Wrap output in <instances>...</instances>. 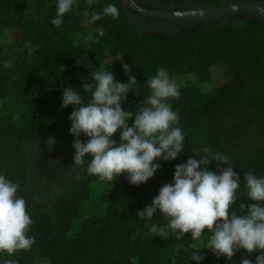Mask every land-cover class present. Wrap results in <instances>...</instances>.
I'll return each mask as SVG.
<instances>
[{
	"label": "trees",
	"instance_id": "16d2710c",
	"mask_svg": "<svg viewBox=\"0 0 264 264\" xmlns=\"http://www.w3.org/2000/svg\"><path fill=\"white\" fill-rule=\"evenodd\" d=\"M160 1L165 5L174 3L184 7L232 1L264 2ZM108 3L116 4L118 17L102 14L93 22V11L102 13ZM28 5L36 9V14L25 21V30L31 42L30 50L18 61L12 73L0 77V96L5 95L4 80H10L18 87L13 100L15 111L0 109V173L20 185L17 194L26 199L27 210L33 220L27 234L36 239L30 249L17 250L11 256L6 251H0V260L14 259L18 264H196L195 261L190 262L193 243L190 232L180 238L172 232H153V224L163 226L168 219L159 211L153 220L141 219L136 215L138 210L144 209V203L151 204L161 186L173 181L174 168L164 178L157 176L162 182L156 184L151 181L154 176L136 185L129 182L126 173L122 174L117 178L118 185L111 192L106 214L84 220L81 227L74 230L72 222L79 213L81 201L89 193L88 183L97 177L86 171L91 156H86L82 164L85 180H81L78 189L74 184L75 188L70 185L69 192L56 202L52 210H47L35 198L30 187L31 174L25 143L39 136L57 134L59 129L73 136L69 131V116L74 106L61 107L62 100L54 98V111L43 108V103L54 97L60 88L56 74L59 66L82 75L84 83L85 80H91L93 64L98 61L109 62L116 79L127 82L129 73L123 64L127 63L131 67V74L136 76L133 64H143L149 60V71L141 77L136 76V103L123 104V107L133 111L141 107L144 99L151 94L148 79L156 74L159 67L167 68L171 78L180 85V95L171 100L172 108L179 111V122L187 121V124L195 127L193 134L185 140V149L178 157L177 164L186 162L189 157L199 159V156L207 155L203 151L205 148L213 153L216 143L210 132L212 119L209 113L218 99L213 98L205 103L203 94L192 80H210L214 69L220 66L227 69L228 77L218 85L219 92L230 94L239 89L237 63L233 61L241 55L240 37L231 25L236 19L226 23L215 20L209 25L201 22L192 27L185 26L179 33L169 36L150 30L140 33L127 13L128 5L125 6L122 0H75L70 10L73 14L71 19L64 14L59 27L51 23L56 15V0H0V14L12 13L10 24L13 25L19 21L17 17ZM241 20L249 30L264 32V17L254 15ZM87 28L92 30L93 36L99 35L97 29L102 30L104 35L98 40L87 39L85 44H77L71 39L72 32ZM81 96L85 100L89 99L85 90ZM203 118L208 122V131L200 130L197 125ZM80 138L88 139L83 134ZM114 138L119 140V132L114 134ZM211 165L212 162L210 168ZM257 176H264V164ZM240 179L234 205L236 210H239V203L252 202L247 196L245 178ZM208 231L205 229L202 243L197 248L205 255L200 264H235L244 256H256L255 251L248 253L246 249L238 251L232 260L216 256L211 250L204 249L209 239Z\"/></svg>",
	"mask_w": 264,
	"mask_h": 264
},
{
	"label": "clouds",
	"instance_id": "9594fccd",
	"mask_svg": "<svg viewBox=\"0 0 264 264\" xmlns=\"http://www.w3.org/2000/svg\"><path fill=\"white\" fill-rule=\"evenodd\" d=\"M74 3L75 0H56V15L51 23L59 27ZM102 14L116 18L119 9L116 4L108 3L102 13L93 11L92 21ZM96 31L98 36L89 34L87 39L98 40L104 35L102 30ZM3 64L12 67L11 60ZM123 67L129 73L127 82L117 80L111 69H94L91 80H85L82 85L88 94L87 100L78 90L65 86L61 107L74 106L69 116V131L74 136L75 166L82 165L90 155L88 174L113 182L126 173L130 183L139 185L162 167L160 159L174 160L184 152L185 133L179 124L180 114L169 103V98L180 95V85L171 78L167 68L159 67L147 81L151 94L141 107L129 111L123 107V102L137 80L127 63ZM59 71H63V66H59ZM117 132L119 140L114 138ZM82 134L88 139L82 140ZM55 142L54 137L49 138L50 145ZM203 151L207 155L199 159L189 157L186 162L177 164L173 181L161 186L151 204L138 210L136 215L153 220L159 211L168 222L163 226L153 224L151 231L172 232L177 238L190 232L192 240H196L208 229L209 239L204 249L229 260L241 249L248 253L261 250L254 261L244 256L240 264H264V176L252 171L245 174L247 196L252 202H241L236 210V191L241 184L239 173L226 155L212 153L207 148ZM213 160L227 166L219 172L212 170L209 165ZM19 188L18 183L0 173V251L10 256L17 250L30 249L36 239L27 234L33 220L26 199L17 194ZM204 258L203 251L193 249L190 262L200 264ZM0 264H18V261L4 259Z\"/></svg>",
	"mask_w": 264,
	"mask_h": 264
},
{
	"label": "rangeland",
	"instance_id": "374dc122",
	"mask_svg": "<svg viewBox=\"0 0 264 264\" xmlns=\"http://www.w3.org/2000/svg\"><path fill=\"white\" fill-rule=\"evenodd\" d=\"M36 14L33 6H26L23 13L17 17L19 21L10 24L12 13L0 14V77L12 73L18 61L28 54L30 50V39L25 30V21ZM72 12L69 11L65 17L71 19ZM240 16L231 22L232 27L239 33L241 55L233 63H237L238 76L240 78V87L236 92L230 94H221L218 85L227 77V69L217 66L214 69L210 80L193 79V83L203 94L205 103L213 98L218 99L209 113L212 121L210 132L216 145L213 153L220 152L229 158V163L233 164V169L239 173L240 177L245 178V174L249 171L256 175L260 173L264 164V32L252 31L246 28ZM229 20V21H230ZM140 33L149 30L147 28L137 27ZM150 28V27H149ZM159 29V28H155ZM161 31V29H159ZM163 31V30H162ZM164 32V31H163ZM92 30L87 28L81 31H74L70 34L71 39L77 44H85L87 37ZM168 34L169 33H165ZM11 60L12 67H5L3 61ZM94 69L100 70L102 67L106 70H112L109 62L98 61L92 65ZM134 73L137 77L145 75L151 68V62L148 60L143 64H133ZM60 80V88L57 94L51 99H47L43 103L44 110L50 108L55 109L54 98L62 100L63 88L71 86L78 90L82 95L84 90L83 77L78 73L70 72L67 68L63 71L56 72ZM137 80V78H136ZM5 87V95L0 96V109L5 111H15V103L13 102L18 87L10 80L3 81ZM183 86L186 83H181ZM137 82L132 85V89L123 104H135V89ZM169 103L173 98H169ZM125 108V107H124ZM133 111L132 109L125 108ZM130 122V121H129ZM197 124L200 130L208 131V122L205 118ZM188 122H179L185 133V140L195 131V127L187 124ZM55 138V144H49V138ZM74 137L68 135L66 131L58 130L57 134L49 137L39 136L25 143L28 153V166L31 174L30 187L35 193V198L40 200L47 210H52L57 201L69 192L68 187L72 185L78 189L81 180H85V170L82 165L75 166V148L73 147ZM162 165L152 178V182L156 184L158 177L164 178L178 163V158L170 161H159ZM219 165V167H217ZM227 164H221L213 160L211 168L219 172L220 168L226 167ZM156 181H153V180ZM118 179L112 181L102 180L98 176L88 183L89 193L80 203L78 215L73 219V229L77 230L81 227L84 220L102 217L106 214L110 195L113 189L118 185ZM74 184V186H73ZM121 189V187H120ZM32 191V192H33ZM150 203H144V206ZM202 237L193 240L191 251L200 247ZM261 250L254 253L259 254ZM254 256V257H256ZM253 256L248 257L253 261ZM235 264H240V260Z\"/></svg>",
	"mask_w": 264,
	"mask_h": 264
},
{
	"label": "water",
	"instance_id": "95a60500",
	"mask_svg": "<svg viewBox=\"0 0 264 264\" xmlns=\"http://www.w3.org/2000/svg\"><path fill=\"white\" fill-rule=\"evenodd\" d=\"M125 6L156 18H177L179 20L187 21V25L192 27L196 23L205 22L207 25L211 24L213 20L226 23L231 18L248 17L252 15L264 17V3L260 1H243V2H223L221 4L195 6L186 9H169V10H152L140 6L135 0H122ZM180 6L174 4L172 7ZM177 31L176 33L180 32ZM168 35V34H167ZM170 36V34H169Z\"/></svg>",
	"mask_w": 264,
	"mask_h": 264
},
{
	"label": "flooded vegetation",
	"instance_id": "af4514ba",
	"mask_svg": "<svg viewBox=\"0 0 264 264\" xmlns=\"http://www.w3.org/2000/svg\"><path fill=\"white\" fill-rule=\"evenodd\" d=\"M135 1L140 6H143L145 8L152 9V10H169V9L179 10V9H186L188 7L189 8L195 7V6H185L184 7V5H181V4H180V6L172 7V5H174V3H172L170 5H165L160 0H135ZM262 3H264V2H262ZM127 13L129 15V17L131 18V21L134 22L137 27L147 28L150 31H155V32H159V33L164 31L163 32L164 34L169 33L170 35H174V34H177L176 33L177 31L182 30L185 26H188L187 21L179 20L177 18L170 19V18H156V17H152V16H147V15H144V14L132 9L131 7H129V10L127 9ZM252 16H254V15H252ZM252 16H248V17H252ZM245 18H247V17H245ZM213 21H215V20H213ZM196 24H198V23H196ZM155 28H159V29H161V31L159 29L157 30Z\"/></svg>",
	"mask_w": 264,
	"mask_h": 264
}]
</instances>
